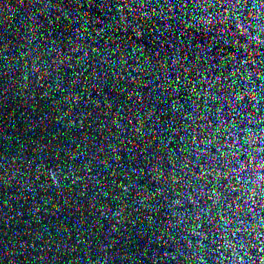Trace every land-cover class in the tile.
<instances>
[{
	"label": "water",
	"instance_id": "95a60500",
	"mask_svg": "<svg viewBox=\"0 0 264 264\" xmlns=\"http://www.w3.org/2000/svg\"><path fill=\"white\" fill-rule=\"evenodd\" d=\"M0 264H264V0H0Z\"/></svg>",
	"mask_w": 264,
	"mask_h": 264
}]
</instances>
